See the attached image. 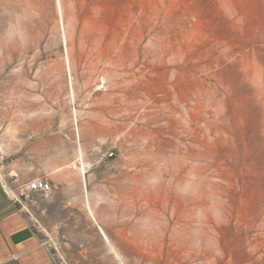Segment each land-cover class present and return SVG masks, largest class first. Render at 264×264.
I'll return each mask as SVG.
<instances>
[{"label":"rangeland","instance_id":"1","mask_svg":"<svg viewBox=\"0 0 264 264\" xmlns=\"http://www.w3.org/2000/svg\"><path fill=\"white\" fill-rule=\"evenodd\" d=\"M13 144L66 160L61 264H119L86 190L123 264H264V0H0L2 175Z\"/></svg>","mask_w":264,"mask_h":264},{"label":"crops","instance_id":"2","mask_svg":"<svg viewBox=\"0 0 264 264\" xmlns=\"http://www.w3.org/2000/svg\"><path fill=\"white\" fill-rule=\"evenodd\" d=\"M12 120V119H11ZM9 112L6 117L5 135L7 140H24L15 133V123H10ZM19 144L7 146L6 172H12L23 180L44 177L48 180H62L63 166L66 160L49 165L45 169L35 168L20 155L15 154ZM45 206L41 198H37L34 213ZM110 250V249H109ZM112 253V252H111ZM114 257V256H113ZM116 260V259H115ZM117 261V260H116ZM0 264H61L52 245L44 238L38 226L24 213L19 212L4 194L0 183Z\"/></svg>","mask_w":264,"mask_h":264},{"label":"built area","instance_id":"3","mask_svg":"<svg viewBox=\"0 0 264 264\" xmlns=\"http://www.w3.org/2000/svg\"><path fill=\"white\" fill-rule=\"evenodd\" d=\"M113 155L112 152H103L99 154L100 161L107 159ZM81 162H74L71 169L80 168ZM0 183L4 194L10 203L21 213H24L36 226L39 225L38 217L34 213L37 198H46L55 189L52 182L44 177H37L31 180L21 181L19 176L12 172L2 175L0 173ZM39 213H45L40 207Z\"/></svg>","mask_w":264,"mask_h":264},{"label":"bare ground","instance_id":"4","mask_svg":"<svg viewBox=\"0 0 264 264\" xmlns=\"http://www.w3.org/2000/svg\"><path fill=\"white\" fill-rule=\"evenodd\" d=\"M58 9H59V6H58ZM78 152H79L78 153L79 154V158L81 159V149L80 148L78 149ZM81 164H82L81 174L83 175V177H85V173L86 172L83 169V163L82 162H81ZM85 194L86 195L84 196L83 200H81L83 202L82 204L84 206V209L87 211V214L92 219L93 223L96 225V228H97V231H98L99 235L101 236V238L103 239V241L107 244V246H109L110 250L114 254L115 259L118 261L119 264H123L121 258L118 256V254L115 252V250L113 249L112 245L110 244V241H109V239L107 237V234H106L104 228L98 223V219H97L96 212L93 209L90 200L87 198V190H86V193Z\"/></svg>","mask_w":264,"mask_h":264}]
</instances>
